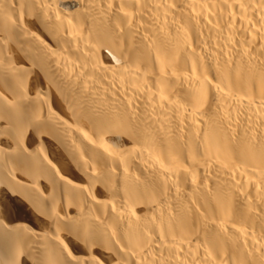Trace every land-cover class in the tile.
Segmentation results:
<instances>
[{"label":"bare ground","instance_id":"1","mask_svg":"<svg viewBox=\"0 0 264 264\" xmlns=\"http://www.w3.org/2000/svg\"><path fill=\"white\" fill-rule=\"evenodd\" d=\"M0 264H264V0H0Z\"/></svg>","mask_w":264,"mask_h":264}]
</instances>
